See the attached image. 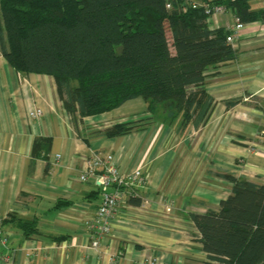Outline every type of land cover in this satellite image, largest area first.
Instances as JSON below:
<instances>
[{"label":"crops","instance_id":"crops-1","mask_svg":"<svg viewBox=\"0 0 264 264\" xmlns=\"http://www.w3.org/2000/svg\"><path fill=\"white\" fill-rule=\"evenodd\" d=\"M257 3L264 7V0ZM232 15L212 16L208 25L225 27ZM206 76L214 101L202 125L179 129L178 120H156L107 137L101 133L107 127L151 116L142 98L97 115H71L51 76L20 74L0 52V212L6 234L0 264H135L144 256L203 264L206 253L188 214L217 208L232 189L212 172L264 184V112L254 104L264 103V19L244 22L234 58ZM234 98L241 101L227 107ZM36 108L42 115L28 117ZM40 136L51 138L49 151L34 158ZM90 152L112 153L122 172L140 167L146 177L137 188L141 203L126 200L110 232L93 237L83 227L95 215L101 188L92 176L79 180ZM58 200L71 203L55 209ZM17 219L33 222L36 230L25 237Z\"/></svg>","mask_w":264,"mask_h":264},{"label":"trees","instance_id":"trees-1","mask_svg":"<svg viewBox=\"0 0 264 264\" xmlns=\"http://www.w3.org/2000/svg\"><path fill=\"white\" fill-rule=\"evenodd\" d=\"M205 5H223L243 23L264 19V7L252 9L250 0H0V52L20 74L51 76L71 115H97L142 98L151 116L107 127L101 132L107 137L156 120L197 128L214 101L207 72L232 60L235 50L225 27H209ZM254 104L264 112V103ZM259 134L264 141V129ZM50 143L36 137L33 157L45 158ZM212 173L232 189L217 208L188 214L206 253L203 264H264V184ZM127 200L141 203L139 196ZM70 203L58 200L54 208ZM17 223L25 237L36 230L29 220Z\"/></svg>","mask_w":264,"mask_h":264},{"label":"built area","instance_id":"built-area-1","mask_svg":"<svg viewBox=\"0 0 264 264\" xmlns=\"http://www.w3.org/2000/svg\"><path fill=\"white\" fill-rule=\"evenodd\" d=\"M193 7L197 4L191 1ZM169 8L170 4L166 3ZM205 11L212 16H225L228 9L223 5H205ZM233 21L225 26L228 31L226 39L234 49L239 30L243 27L241 18L237 15H232ZM28 117L37 118L42 115L40 108L29 110ZM94 177L101 188V200L96 209L95 215L88 219L84 224V231L90 233L93 237L94 233L98 235H106L110 232L112 226V218L122 208L129 196H137V188L146 184V177L140 167H134L127 172H122L118 167V162L112 153L90 152L85 159L84 168L79 174V180L85 182L89 177ZM4 215L0 212V239L5 243L6 239L2 237L5 234L2 225ZM6 235V234H5ZM98 244L97 239H93L92 245ZM135 264H168L157 260L155 257L147 258L144 256Z\"/></svg>","mask_w":264,"mask_h":264},{"label":"rangeland","instance_id":"rangeland-1","mask_svg":"<svg viewBox=\"0 0 264 264\" xmlns=\"http://www.w3.org/2000/svg\"><path fill=\"white\" fill-rule=\"evenodd\" d=\"M251 6H252V8L253 9H256L257 7H258V3H257V0H251ZM37 109V108H36ZM33 110V109H32ZM145 117V116H144ZM144 117H140V119L141 118H144ZM137 120V119H136ZM107 153V152H106ZM139 196V198L140 197H142V195H141V193L139 192L138 193V190H137V196L136 197H138ZM141 200H142V198H141Z\"/></svg>","mask_w":264,"mask_h":264},{"label":"bare ground","instance_id":"bare-ground-1","mask_svg":"<svg viewBox=\"0 0 264 264\" xmlns=\"http://www.w3.org/2000/svg\"><path fill=\"white\" fill-rule=\"evenodd\" d=\"M228 9V8H227ZM228 11H229V9H228Z\"/></svg>","mask_w":264,"mask_h":264}]
</instances>
